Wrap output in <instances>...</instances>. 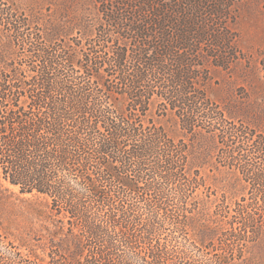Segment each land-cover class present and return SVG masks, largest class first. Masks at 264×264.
I'll list each match as a JSON object with an SVG mask.
<instances>
[{
  "label": "trees",
  "instance_id": "obj_1",
  "mask_svg": "<svg viewBox=\"0 0 264 264\" xmlns=\"http://www.w3.org/2000/svg\"><path fill=\"white\" fill-rule=\"evenodd\" d=\"M1 1L0 176L17 192L0 264H264V142L208 94L244 0H96L95 20L58 23ZM163 120L220 145L180 147ZM191 151L245 194L211 190Z\"/></svg>",
  "mask_w": 264,
  "mask_h": 264
},
{
  "label": "rangeland",
  "instance_id": "obj_2",
  "mask_svg": "<svg viewBox=\"0 0 264 264\" xmlns=\"http://www.w3.org/2000/svg\"><path fill=\"white\" fill-rule=\"evenodd\" d=\"M11 3L24 9L27 14L36 13L41 22H78L82 17L95 20L98 16L96 0L1 1V5L4 4L6 7H9ZM225 29L233 43V49L228 55L230 63L226 69L213 66L207 69L208 94L213 102L225 109L227 116L236 117L235 121L238 125L241 124L245 128L250 127L253 130V140L264 142V0H244L239 3L234 7L232 20L225 25ZM212 64H214L213 61ZM160 125L172 140L182 141L183 144L180 147H211L209 154L212 155L214 147L220 145L217 144L220 140L210 138L203 139V145L195 142V137L185 136L182 131L167 121H161ZM235 136L229 138V140H235L234 146L238 145L239 141L244 143L243 138H238V134ZM240 147L255 146L249 141ZM191 161L195 163L194 167L200 171L211 190L222 189L223 193L225 192L224 195L234 199L245 194L243 188L232 189L231 171L215 169L211 157L206 162H200L197 154L193 155L191 151ZM5 190L17 192L0 176V197L4 195Z\"/></svg>",
  "mask_w": 264,
  "mask_h": 264
}]
</instances>
